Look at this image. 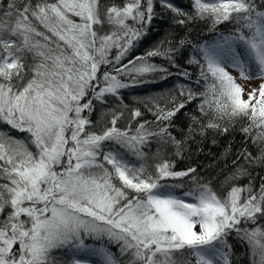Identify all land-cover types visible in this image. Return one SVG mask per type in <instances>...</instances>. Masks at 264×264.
<instances>
[{"label": "snow or ice", "instance_id": "obj_1", "mask_svg": "<svg viewBox=\"0 0 264 264\" xmlns=\"http://www.w3.org/2000/svg\"><path fill=\"white\" fill-rule=\"evenodd\" d=\"M162 13L172 30L136 54ZM235 132L219 189L177 168ZM256 168L264 0H0V264H240L233 240L264 264Z\"/></svg>", "mask_w": 264, "mask_h": 264}, {"label": "trees", "instance_id": "obj_2", "mask_svg": "<svg viewBox=\"0 0 264 264\" xmlns=\"http://www.w3.org/2000/svg\"><path fill=\"white\" fill-rule=\"evenodd\" d=\"M174 3L180 6H184L186 4V0H174ZM157 11H161L159 7H157ZM164 15L163 20H155L154 24V31H152L142 44L137 48L136 54H141L145 52L149 47H151L154 43L159 41L164 37V35L172 30V24L170 19L168 18L169 14L162 13ZM206 31L205 26L203 24L199 25L197 29L194 30L193 35H197L201 33V30ZM221 30H224V26H221ZM183 31L179 30L178 35H183ZM187 55V54H185ZM157 63H162L161 60L157 59ZM183 62V61H181ZM167 87V85H164ZM159 89L155 85H145L144 88H131L125 90V102L131 106H137L135 104V98L138 96H143L149 94L152 91H158ZM96 119V115L92 117ZM150 118V117H149ZM177 124L179 128H186L187 120L182 115L177 120ZM179 128L174 133L179 138ZM212 134L209 133V139L203 141L202 143L199 142V138H197L198 143H193L190 149V155L186 154V159L179 161L177 163L178 169H183L187 167L189 164L193 166H198V170H203L202 174H207L209 179L213 180V186L219 189L220 185L218 181L223 179L224 175H227L231 169V161L235 159V153L239 152L242 148V137L239 132H235L231 135L226 136H217L216 140L217 143L215 146L211 144ZM231 144V150L226 152L225 149L228 145ZM203 148L202 152H197V147ZM254 152V149H250ZM214 161L216 163H214ZM225 163H227L228 167H225ZM259 172L260 176H264V169L256 168L253 172ZM257 185L259 184V177H256ZM237 183L243 185L248 183V178H242ZM233 243V251L235 253L236 259L240 260V264H248L247 257L242 255L244 252V247L237 243L236 241H230Z\"/></svg>", "mask_w": 264, "mask_h": 264}, {"label": "rangeland", "instance_id": "obj_3", "mask_svg": "<svg viewBox=\"0 0 264 264\" xmlns=\"http://www.w3.org/2000/svg\"><path fill=\"white\" fill-rule=\"evenodd\" d=\"M238 83H240L241 86L244 87L246 90H249L250 88L257 87L259 81L245 82L242 80H238Z\"/></svg>", "mask_w": 264, "mask_h": 264}]
</instances>
